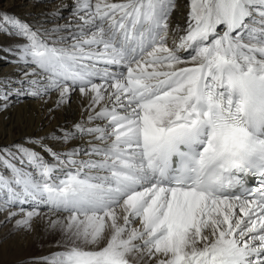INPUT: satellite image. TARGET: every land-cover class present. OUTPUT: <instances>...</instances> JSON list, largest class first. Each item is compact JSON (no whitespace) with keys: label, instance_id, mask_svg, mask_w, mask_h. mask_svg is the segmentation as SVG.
Masks as SVG:
<instances>
[{"label":"snow or ice","instance_id":"1","mask_svg":"<svg viewBox=\"0 0 264 264\" xmlns=\"http://www.w3.org/2000/svg\"><path fill=\"white\" fill-rule=\"evenodd\" d=\"M178 7L74 0L68 23L43 30L51 43L0 12L13 29L0 32L27 40L0 110L13 95L56 92L50 113L77 89L88 100L87 121L56 137L86 144L32 141L51 161L0 149L3 222L30 232L40 217L60 236L28 264H264V0H188L187 26L173 28Z\"/></svg>","mask_w":264,"mask_h":264},{"label":"bare ground","instance_id":"2","mask_svg":"<svg viewBox=\"0 0 264 264\" xmlns=\"http://www.w3.org/2000/svg\"><path fill=\"white\" fill-rule=\"evenodd\" d=\"M112 2H120V0H112ZM187 3L188 0H178L179 7L171 15V27L175 28L180 25L184 28L187 26L189 11ZM60 5H67L61 10L62 18L53 19L46 16V13L56 10ZM73 7L74 0H0V12H6L9 16L28 23L33 30H42V38L48 40L49 43L56 38L57 34L43 35V30L51 29L57 24L68 23L72 17ZM0 27L9 32L13 31L12 27L2 19H0ZM25 43L27 40L24 37L0 32V79L11 81L12 88L17 87L15 81L20 78L23 68L22 63L19 62V48ZM4 48H11L13 52H4L2 51ZM31 67L29 66V69ZM57 96L58 93L52 92L49 97L45 98L47 103L30 96H11L9 107L0 110V149H11L19 157L21 154L14 146H22L34 150L46 160L51 161L52 157L48 152L32 141L44 138L45 145L58 151H64L82 143L86 144L89 137H85L83 141L73 140L68 144H64L56 137L62 136L65 130H72L76 122L87 121L88 112L84 111L81 106H87L88 100L82 97L77 89L71 94L69 103L50 113L49 109L54 108ZM87 126L90 127L93 124ZM14 163L20 166L18 160ZM24 167L27 171H32L27 165ZM0 174L10 176V170L0 167ZM2 198H6V192L0 190V199ZM20 207L31 210V203ZM11 210L19 211L17 207ZM42 211L47 213L48 210L44 208ZM6 215L7 212L0 213V264H28L32 258L43 257L57 250L55 244L60 236L58 233L52 234L45 230L46 219L36 217L32 222L33 230L25 232L14 229L15 219L4 223Z\"/></svg>","mask_w":264,"mask_h":264},{"label":"rangeland","instance_id":"3","mask_svg":"<svg viewBox=\"0 0 264 264\" xmlns=\"http://www.w3.org/2000/svg\"><path fill=\"white\" fill-rule=\"evenodd\" d=\"M3 5V4H2ZM3 8V7H2Z\"/></svg>","mask_w":264,"mask_h":264}]
</instances>
